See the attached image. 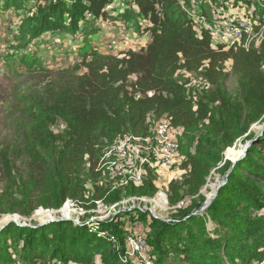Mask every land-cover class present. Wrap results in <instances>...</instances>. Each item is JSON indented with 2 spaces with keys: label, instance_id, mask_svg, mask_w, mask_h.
I'll use <instances>...</instances> for the list:
<instances>
[{
  "label": "trees",
  "instance_id": "1",
  "mask_svg": "<svg viewBox=\"0 0 264 264\" xmlns=\"http://www.w3.org/2000/svg\"><path fill=\"white\" fill-rule=\"evenodd\" d=\"M21 2L2 0L0 11ZM113 2L50 0L36 21L28 22L29 17L25 21L26 34H43L55 27L78 32L80 62L63 72L70 81L23 100L31 125L19 130L25 135L23 151L30 156L33 170L28 180L16 179L15 184L35 197L42 190L55 193L60 206L79 195L87 177L94 176L105 146L126 134L139 139L149 135L148 117L168 119L186 137L207 121L221 135L224 146H232L240 137L248 143L235 163L224 161L216 196L202 213H192L201 206L196 202L184 211L176 210L167 220L132 210L95 224L56 220L17 226L8 222L1 231L15 233L23 243L11 263L3 264H83L95 255L107 264H146L141 259L123 260L125 243L118 240L127 231L128 218L146 223L152 251L161 262L173 253L170 262L176 264L263 263L264 128L254 131L251 126L264 117V43L248 49L221 44L214 48L210 31L194 18L199 15L211 23L210 0H200L195 8L185 0H126L129 8L124 16L140 21L138 29L150 39L140 50L101 53L95 45L99 32L94 24L107 20L106 7ZM257 12L262 20L264 10ZM227 64L230 72L224 71ZM24 66L48 71L36 56L26 58ZM82 69L85 71L79 74ZM179 70L200 74L208 84L206 94L195 100L188 97L179 83ZM228 73L238 77L234 97L225 88ZM58 120L64 130L54 133ZM195 153L202 156L197 147ZM184 155L191 177L203 170L197 177V193L205 184L208 168L200 156ZM109 235L113 241L107 239Z\"/></svg>",
  "mask_w": 264,
  "mask_h": 264
},
{
  "label": "rangeland",
  "instance_id": "2",
  "mask_svg": "<svg viewBox=\"0 0 264 264\" xmlns=\"http://www.w3.org/2000/svg\"><path fill=\"white\" fill-rule=\"evenodd\" d=\"M49 1L22 0L20 6H10L9 9L0 11V264L11 263L23 243L15 233L8 235L1 231L8 222H13L17 226H28L52 219L68 220L75 224L80 222L95 224L109 220L113 214L132 210L149 212L155 218L167 220L176 210L184 211L196 202L202 205L220 185L223 179L221 166L224 161L233 162L237 157L239 158L248 143H245L244 137H240L232 146H224L221 135L215 133L208 126L207 121L187 137L183 134L178 136L171 131L179 146L173 165L162 171L160 145L156 132L157 120L150 117L149 135L145 139L126 134L117 138L111 145L105 146L97 172L91 179L87 177L79 195L66 199L60 206H57L59 195L55 193L42 190V193L35 197V194L18 187L15 180H28L33 170L30 156L25 150L23 151L25 135H20L21 130H19L23 125L28 128L31 125L30 118H26L24 114L23 100L31 94L45 92L53 85L70 81V77L63 72L73 70L80 62L76 49L80 38L78 32L72 33L60 27L43 34L24 32L28 26L25 22L27 18L29 17L28 22L36 21L40 10ZM185 1L195 8L200 0ZM210 1H212L209 7L212 14L211 23L208 18L202 19L199 15H194L199 26L217 25L225 17L232 16L233 12L239 15L245 13L242 11V4L237 0ZM1 6L2 0H0V9ZM128 8L129 4L126 0H114L106 7L109 13L107 20L99 19L94 24L99 32L95 45L101 53L116 55L129 49L140 50L149 41V34L138 29L140 21L124 16ZM34 56L37 57L39 65L48 71L40 72L36 68L25 69V59L31 60ZM84 71L82 69L79 74ZM224 71L230 72L228 64L224 67ZM70 75L76 74L70 73ZM185 76L180 73L178 78L187 83L193 94L196 96L206 94L209 88L200 79V74L192 73ZM225 88L229 96H236L238 77L235 74L228 73ZM251 129L258 131L259 123L252 124ZM63 130L64 124L58 120L53 132L61 133ZM196 147L202 156L195 153ZM231 148L240 154L236 157L230 156ZM9 151L10 153H7ZM185 152L200 156L203 164L208 168V172L204 175L205 184L197 193L195 192L197 177L203 173V170L199 169L196 178L191 177L189 167L184 165ZM7 154L9 159L5 158ZM7 160L10 165L7 164ZM157 172H160L161 176ZM199 195H203L204 199L200 200ZM37 211L39 213H36ZM124 228L127 231L118 240L120 244H123L126 235L140 234L147 238L149 244L144 255L145 260L151 264L153 262L176 264L175 261L170 262L171 259L173 260V253H168L169 259L164 262L153 253L150 238L146 234V223L128 218L125 220ZM112 249L117 250L113 245ZM70 262L68 264H75ZM83 264L107 263L101 259V256L95 255ZM243 264H264V262L250 261Z\"/></svg>",
  "mask_w": 264,
  "mask_h": 264
},
{
  "label": "built area",
  "instance_id": "3",
  "mask_svg": "<svg viewBox=\"0 0 264 264\" xmlns=\"http://www.w3.org/2000/svg\"><path fill=\"white\" fill-rule=\"evenodd\" d=\"M237 1L239 2V4H242V11L245 12H242L243 15L235 14V12H233L232 16L225 17L222 21H219L217 25L211 26L210 24H208L205 27L210 31L211 41L214 48L217 45L221 44L225 48L243 47L245 49H248L251 46L259 47L264 43V18L260 20L257 12L258 9L264 10V0ZM202 19L204 18L202 17ZM195 29H197V27H195ZM180 73H183L184 77H186L185 75H189L184 70H179L177 72V75H179ZM200 79L203 80L202 78ZM179 83L183 84L186 88L188 97H192L195 100L196 95L193 94L191 88L187 87V83L182 82L181 80L179 81ZM204 83L208 88L207 82L204 81ZM147 121H149V117L147 118ZM174 130L176 131L174 132ZM171 131L178 136H182L181 129H174L173 127H171L168 119L161 118L157 120L156 132L157 141L160 145V169L162 171L168 169L173 165L175 155L177 154L176 151L179 146L176 137L172 135ZM148 139L149 138H147L146 140L148 141ZM157 173L159 176H161L160 172ZM107 239L113 241L114 237L112 235H109ZM124 243L126 249V253L123 257L124 261L128 260L129 258L141 259L146 264H151L148 260H145L144 257L148 250V244L144 236L135 233L132 235H126Z\"/></svg>",
  "mask_w": 264,
  "mask_h": 264
},
{
  "label": "water",
  "instance_id": "4",
  "mask_svg": "<svg viewBox=\"0 0 264 264\" xmlns=\"http://www.w3.org/2000/svg\"><path fill=\"white\" fill-rule=\"evenodd\" d=\"M257 123H259V130L263 129L264 128V117L262 119H260ZM236 159L232 163H235ZM218 187L213 190L212 195L209 198H207L198 209L193 210V212H192L193 214L202 213L208 208V206L210 205L211 201L213 200V198L215 197V195L217 193ZM52 221H54V220L47 219L40 224H45V223L52 222Z\"/></svg>",
  "mask_w": 264,
  "mask_h": 264
},
{
  "label": "bare ground",
  "instance_id": "5",
  "mask_svg": "<svg viewBox=\"0 0 264 264\" xmlns=\"http://www.w3.org/2000/svg\"><path fill=\"white\" fill-rule=\"evenodd\" d=\"M257 129V128H256ZM237 148V147H236ZM240 154V152H235L232 148L229 152V155L232 156V157H236ZM160 196V195H159ZM38 212V211H37ZM61 214V213H60Z\"/></svg>",
  "mask_w": 264,
  "mask_h": 264
}]
</instances>
